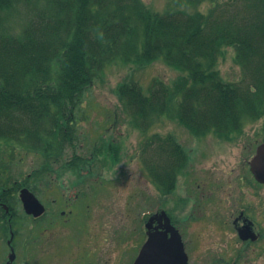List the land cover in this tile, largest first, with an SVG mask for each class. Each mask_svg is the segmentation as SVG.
I'll use <instances>...</instances> for the list:
<instances>
[{"label": "rangeland", "instance_id": "obj_1", "mask_svg": "<svg viewBox=\"0 0 264 264\" xmlns=\"http://www.w3.org/2000/svg\"><path fill=\"white\" fill-rule=\"evenodd\" d=\"M50 2L52 6L68 4L72 6L68 16L62 14L64 22L57 31L61 32V35L63 33L64 46H67L66 50L69 48V51L81 48L86 42L96 45V40L102 41L101 30L104 31L106 25H101L108 18L107 25H110L113 19L115 21L112 29L108 30V33L114 34L118 15H122L120 19L132 15L153 22H168L175 29L204 28L207 34H213V31L227 24L231 27L238 26L239 30L252 28V25L259 21V7L264 5V0H94L92 4L90 0ZM24 5L17 3L20 17L16 14L14 20L0 25V35L3 34L1 38H9L6 35L19 37L28 16ZM42 6L41 0L38 8L41 9ZM128 24L130 27L128 38L125 40L124 36L122 39L124 45L137 42L142 33L141 24L134 18L129 19ZM49 32L48 28L43 29V34L47 35ZM66 50L49 61L50 74L43 82L39 83L36 75L22 82L15 80V86L18 87L17 95L20 96L19 100L22 103L29 100L39 101V104L48 103L49 98L56 94V85L62 90L59 93L60 98L57 99L58 109L52 110L43 123L39 122L30 130V135L34 139L24 137L31 124L26 122L20 110L13 108L12 112H5L1 117L6 127L16 124L15 131L21 135L0 141V196L8 201L10 207L17 208L15 227L23 221L30 224V219L25 217L18 201L19 192L23 187H28L37 194L42 192L43 195L51 197L59 196L60 193L56 192V189L48 192L47 186L68 185L70 181L76 179L78 169H82L87 163L84 154L90 157L92 153L90 149L96 140L100 136H107L111 143L114 144L117 140L118 144L125 146L128 151L115 160H98V163L93 165V170L102 172L103 169H110L111 172L120 173V177L123 178L135 172L129 183L118 186V191L112 188V194L108 196L114 200L117 216L120 222L123 221L120 223L121 230L128 232L124 225L126 219L130 224L129 240L120 249V256H124L126 248L130 251V256L136 255L144 235V230L140 227L142 225L138 223L139 214L145 213L146 208L159 203L160 210H164L165 206L166 215L174 224H181L180 232L185 244L191 240V248L187 247L190 264L218 262L229 264V258L240 249L236 244L237 239L227 240V237H224L225 228H231V220L225 218L226 214L224 218L219 219L218 216L223 212L221 208L211 213L209 207L203 208L200 201L197 206H193L188 199L200 197L201 194L195 192L196 186L204 182L206 176L214 169L218 170L217 177L222 174L225 175V180H228V176L233 177L231 173L232 170L236 172L240 156L239 138L244 130L254 132V128L264 121V108L255 115L241 116L239 128L233 130L238 132L230 135V132L227 134L214 130L205 132L193 130L186 127L179 118L180 96L175 99L173 95L168 106L163 108L164 86L177 88L186 75L184 71L170 66L162 56L143 59L140 57V51L134 56L131 53L122 54L120 49L112 51L108 48L98 49L99 64L96 61L95 66L91 67L90 63L84 66V82L93 78L92 84L87 88L86 84L81 85L73 93V98L70 97V91L65 90L56 80L59 71H62L63 75L66 74L68 67L66 60H70L71 54H77L76 50L69 54ZM81 50L82 54H77V58L91 59L83 49ZM236 50L233 45L222 46L217 59L212 58V68L217 72L220 83L227 89L237 88L246 91L257 78L254 71L256 63L242 59ZM91 60H94L93 56ZM131 88L146 97L160 89L163 97H160V104L157 103L150 114L146 111L141 115L137 113L135 107H130L131 102L126 99L129 93L132 94L129 90ZM198 92V97H202L201 91ZM157 97L159 98V95ZM56 119L57 123L53 124ZM112 124H116V127ZM53 125L57 132H53ZM55 125L64 128L65 134L61 135ZM159 137L161 140H158ZM80 140L83 141L85 149L79 148ZM143 141L148 143L142 144ZM158 145L166 148V152L157 149ZM130 155L131 158H128ZM164 156L165 170L171 174V182L168 185L165 183L164 186L165 194L158 185L153 184L152 179L156 174L158 180H166L164 164L159 161V158ZM152 163L154 164L151 166ZM57 170L59 181H55L53 176ZM30 174L31 177H26ZM142 178L149 180L147 187L142 185ZM103 181L105 186L117 185L109 183L106 177ZM212 191L210 198L214 206L222 207L223 204L217 205L222 200L229 202L222 189L214 188ZM224 210L228 211L229 206ZM188 215L189 219L186 220ZM177 219L182 222L175 221ZM223 221L227 224L225 228L221 225ZM12 230L14 231V226ZM26 233L29 231H22L24 237ZM7 240V226L0 213V264L4 262L2 259L7 250ZM225 244L231 251L228 255L227 249L224 248ZM251 259L254 261V258ZM236 264H243L241 256Z\"/></svg>", "mask_w": 264, "mask_h": 264}, {"label": "trees", "instance_id": "obj_2", "mask_svg": "<svg viewBox=\"0 0 264 264\" xmlns=\"http://www.w3.org/2000/svg\"><path fill=\"white\" fill-rule=\"evenodd\" d=\"M40 1L0 0V25L14 20L16 14L19 16L17 3L25 4L24 8L28 11L19 37L6 35L9 38H1L3 34L0 35V126H4L0 128V141L8 137L21 136L15 131L16 124L8 127L3 125L1 112H12L13 108L20 110L26 122L31 124L24 137L34 139L30 135V130L39 122L43 123L52 110L58 109L57 99L60 98L59 93L62 91L58 89V85L55 86L56 94L49 98L48 103L42 104L36 100L22 103L19 100L20 96L17 95L18 87L15 86V80L22 82L33 75L38 77L39 83L43 82L50 74L49 61L62 54L67 48L64 46L63 33L61 35V32L57 33V31L64 22L62 14L68 16L72 6L70 4L52 6L51 0H42L43 6L39 9ZM93 1L90 0L91 4L94 3ZM101 7L104 8L102 4ZM258 10L259 21L255 22L252 28L239 30L238 26L231 27L227 24L213 31V34H207L204 28L175 29L168 22H153L132 15L120 19L122 15H118L114 34L108 33L107 29L101 30L102 41L96 40V45L91 44V47H88L86 42L76 50L80 55L83 49V52L91 59L93 56L94 60H81L76 57L77 54H71L70 60H66L68 62L66 74L63 75L62 71H59L56 80L65 90L70 91V97L81 85L86 84L85 88L89 87L93 78L84 82V66L89 63L91 67L95 66L96 61L100 63V60H97L99 48H108L112 51L120 49L122 54L131 53L134 56L140 51V57L143 59L162 56L170 66L186 73L177 88L164 86L163 108L168 106L173 95L175 99L180 96L179 118L186 127L205 132L214 122H218L225 129L223 124L226 125L229 121H236L237 124L244 114L255 115L264 108V5ZM131 18L141 24L142 33L137 42L125 46L122 39L124 36L125 40L128 38L130 29L128 23ZM108 20L109 18L101 26L107 25ZM44 28L50 30L48 36L43 34ZM225 45H233L242 59L256 63L254 71L257 78L246 91L237 88L227 89L220 83L217 72L212 68L213 60L217 59L221 47ZM66 52L69 54L73 50L69 51L68 48ZM251 89H254L255 93H251ZM129 90L132 94L129 93L126 99L131 102L130 107H135L137 113L141 115L146 111L150 114L151 109L157 103L160 104V97H163L160 89L150 97L144 96L134 88ZM198 90L201 91L202 97H198ZM56 123L57 119L53 124ZM55 126L61 135H64V128ZM53 130L57 132L54 125Z\"/></svg>", "mask_w": 264, "mask_h": 264}, {"label": "flooded vegetation", "instance_id": "obj_3", "mask_svg": "<svg viewBox=\"0 0 264 264\" xmlns=\"http://www.w3.org/2000/svg\"><path fill=\"white\" fill-rule=\"evenodd\" d=\"M263 123L254 132H242L243 135L238 141L240 156L236 172L232 170L233 177L228 176V180H225V175L217 177L218 170H212L204 182L197 184V188L201 189L200 197L194 196L193 200L190 199L193 206H197L200 201L203 208L209 207L211 213L215 209L223 210L218 216L219 219L226 214L225 218L231 220V228H225V221L221 224L225 228L224 237L227 240L237 239L236 244L240 247L243 264L264 263V173L254 163L258 151L262 146L264 148ZM79 174L80 179L71 185L47 186L48 192L56 189L60 193L57 197L43 195L42 192L37 194L34 191L44 205L45 213L39 218H31L30 224L25 223L26 227L22 222L15 227L12 247L15 259L12 264H23L27 261L30 264L133 263L134 259L128 248L123 257L119 254L129 240L130 224L126 219L124 225L128 232L121 230L120 223L123 221L120 222L117 216L114 200L108 198L110 186L102 183L99 171L89 169L83 173L79 170ZM120 176L115 171L111 178L114 177L113 180L121 184L123 177ZM129 176L130 174L127 177ZM54 180L57 181L55 178ZM214 188L222 189L224 196L229 198L228 203L227 200L217 203L223 204L222 207L214 206L211 201ZM226 206H229L228 211L224 210ZM176 221L182 222L179 219ZM163 225V222H158L153 227L163 232ZM174 226L178 231L181 230L180 223ZM23 230L29 231L25 234L26 237L22 234ZM11 234L13 232L10 226ZM188 247L191 248V241ZM224 248L230 254L226 244Z\"/></svg>", "mask_w": 264, "mask_h": 264}, {"label": "water", "instance_id": "obj_4", "mask_svg": "<svg viewBox=\"0 0 264 264\" xmlns=\"http://www.w3.org/2000/svg\"><path fill=\"white\" fill-rule=\"evenodd\" d=\"M264 149H260L259 153L257 155V160H260L262 162L261 168L264 166ZM21 199L24 204V208L28 214H33L34 216H39L43 213V207L33 198V196L27 191L22 190L21 191ZM175 237H173L170 241H174ZM179 240V239H178ZM178 245L176 243H173L172 249L176 250L174 253V262L173 260L166 255V252L163 254L154 253V249L156 246H145L144 250H142L141 255L136 260L135 264H186V257L182 253V245L180 242H178ZM180 246V251L178 250ZM166 248V247H165ZM153 254V255H152Z\"/></svg>", "mask_w": 264, "mask_h": 264}, {"label": "bare ground", "instance_id": "obj_5", "mask_svg": "<svg viewBox=\"0 0 264 264\" xmlns=\"http://www.w3.org/2000/svg\"><path fill=\"white\" fill-rule=\"evenodd\" d=\"M115 21H114V19L112 20V23L110 24V25H106V29L107 30H110V29H112V26H114V23ZM88 47L90 46L91 47V43H89V42H87V44H86ZM80 47H77V48H75V49H73V50H77V49H79ZM5 113V111H3V112H1V115L2 114H4ZM4 126H0V128H3ZM211 130H214V131H216L217 133H221V132H224V129H223V127H222V125L221 124H219L218 122H214L212 125H211V128H210ZM6 130V129H5Z\"/></svg>", "mask_w": 264, "mask_h": 264}]
</instances>
